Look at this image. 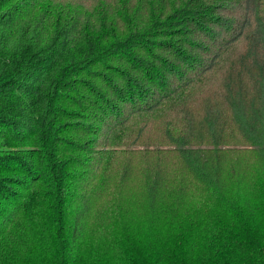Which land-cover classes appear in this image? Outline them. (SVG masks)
I'll list each match as a JSON object with an SVG mask.
<instances>
[{"label": "trees", "instance_id": "1", "mask_svg": "<svg viewBox=\"0 0 264 264\" xmlns=\"http://www.w3.org/2000/svg\"><path fill=\"white\" fill-rule=\"evenodd\" d=\"M103 1L0 0V147L14 135L20 140V134L22 143L36 144L47 130L74 119L76 114L66 106L85 110L76 98L91 92L90 80L99 79L96 70L107 67L109 54L126 68L119 71L133 69L147 77L143 86L130 80V87L140 90L131 88L130 98L111 80L107 85L112 98L98 94L82 100L98 126L71 127L75 133L104 138L97 145L105 151L94 177L79 193L72 194L61 167L52 168L50 183H43L47 169L42 164L34 160L27 169L15 156L0 153V173L25 172L32 179V184L18 180L8 185L0 179V264H264V0H222L226 2L214 12L210 0H140L131 11L121 0L113 6H102ZM55 17L76 21L72 40L60 30V20L54 24ZM160 20L187 34H178L177 39H184L180 46H159L172 61L162 57L155 67L142 57L152 53L147 45H154L149 37ZM125 35L139 41L126 44ZM135 53L140 58L132 60ZM220 58L228 65L219 78L229 116L210 109L199 124L185 115L179 137L167 130L181 166L204 188L207 201L192 204L185 182L173 180V171L158 164L141 168L143 207L132 215L125 212L118 185L108 184L110 156L116 158L115 148L143 139L146 128L138 130L136 117L162 111L193 85L204 87ZM122 76L116 73L114 79L122 81ZM228 119L251 159L222 150ZM124 129L129 130L125 136ZM206 134L208 141L200 142L204 147L193 142L194 136L202 139ZM124 181L121 176L120 183ZM40 184L46 191L36 189ZM122 217L119 227L128 238L93 241L91 233L101 239L109 236L113 220Z\"/></svg>", "mask_w": 264, "mask_h": 264}, {"label": "rangeland", "instance_id": "2", "mask_svg": "<svg viewBox=\"0 0 264 264\" xmlns=\"http://www.w3.org/2000/svg\"><path fill=\"white\" fill-rule=\"evenodd\" d=\"M124 2V8L136 9L139 7L140 0H121ZM107 2H112V6L114 5V0H104L100 4ZM226 1L222 0H210L209 7L212 12L218 10L221 4ZM232 6V5H231ZM235 6V7H233ZM231 8L233 10H237V5H233ZM93 12H98L95 16L98 17L101 15L98 7L96 5L93 6ZM214 7L215 9H213ZM46 8V7H45ZM125 18L124 17V22ZM104 18L101 20L103 21ZM60 19H54V24L59 22ZM69 19L67 21H61L60 30L66 35V38L72 40L75 35L74 31L76 28V21L73 19ZM71 21V22H70ZM143 22V20H141ZM67 22V23H66ZM70 22V23H69ZM141 22V23H142ZM69 23V24H68ZM83 23H86V20L83 19ZM60 25V24H57ZM107 25H111L107 22ZM126 27H124L125 33ZM102 32L103 29L95 28V32ZM107 35L112 31L107 30L104 31ZM153 37H149L153 42L152 45H147L148 49L152 50L149 56H143V61L152 62L155 67L160 66L159 60L163 57L167 62L169 60L172 61L171 57H168V53H164L159 49L160 45H178L180 46V42L184 39H177L178 34H187L185 31H182L181 27H177L173 22H169L166 20H160L157 28L152 32ZM151 33V34H152ZM161 34H165L164 37H159ZM95 35V36H94ZM91 38V42L94 43L96 39V34H94ZM129 35V34H128ZM152 36V35H150ZM127 35L124 36V43H132L138 42V39L127 40ZM65 38V36H64ZM146 37H140L141 40H144ZM86 47V44L83 45ZM242 46H240L241 49ZM88 48L90 49V45L88 42ZM86 50V49H84ZM112 55H107L109 59L105 60L106 68L100 67V69L96 70V74L99 79L92 78L90 80L91 84V92L85 93L81 97L76 98L78 103L86 106V109H80L66 106L65 110L70 113L76 114L74 119H65L58 123V128H54L53 131L47 130L44 137H41V140H37L36 144L34 143H22L21 138L25 140L20 134V140L15 139V135L13 141L8 145H1L0 153L3 155H13L17 160L23 161L27 165V169L31 166V164L39 163L44 166V176L43 183H50L52 168H59L60 173L64 176H68L67 183L71 184L72 194L79 193L83 190V188L87 187L86 182L92 177L96 172L97 168V160L101 156V151L104 150L103 146L97 145V142H102L104 138L97 137L92 134H81L75 133L74 129L71 127V124L77 123L81 126H98L97 123H94L93 119L94 113L93 111H88V106L83 99L90 98L96 99L98 94H103L104 97L112 98V93L108 91L107 83L113 80L121 89H124V96L126 98H130L129 90L132 88L137 92V87H130V80H135L140 83V85H144L147 82V77H145L142 73H137L135 70L130 69L127 72H122L124 66L121 65L120 62L113 61ZM135 60L140 58V55L134 54ZM155 59H152V58ZM135 61L130 62V66L135 68ZM222 64V65H221ZM225 64V59L220 58L217 59L213 63V69L209 71L206 75L210 80L216 78L212 81V84L209 81H206L204 87L199 85H193L190 89H186L187 91H183L179 96H182L184 92H186L181 99H171L167 103L164 104L163 110L158 111L155 114L151 115V117L140 116L134 119L133 124H138V130L140 128H146L145 134L143 135V139L140 143L133 145L120 146L115 148L116 158L111 159L110 156V169L108 172L109 185L112 183L117 184L119 187V192L121 193L120 201L122 206L124 207V211L129 214H134L140 207H143L145 197L143 195L144 190V182H145V172L142 169H148L150 167L158 166V164H162L164 167L171 169L173 171V180L177 182H185L189 197L192 204H200L203 201H207V195L205 194V190L199 184H197L194 178L186 172L181 163L179 162L178 156L175 151V147L169 143V137L167 130L169 129L171 134L174 137H179L182 133V129H185V121L186 116L195 121V123H200L208 110H218L226 116H229V107L225 103L223 99V90H222V79L220 80L219 76H221V70L223 67H228ZM221 65V66H220ZM123 66V70L119 71L118 68ZM208 70V69H207ZM220 70V71H219ZM116 73H121L124 79L122 81H117L114 79V75ZM204 77V78H206ZM208 87L205 89V87ZM64 106V105H59ZM121 110H124V114L127 115L129 111L125 110L124 105L121 106ZM126 112V113H125ZM229 120V119H228ZM17 128V133L19 134L22 129L19 126L14 127ZM95 128H93L95 130ZM100 128V127H97ZM27 130V128H26ZM117 131H122L121 128L117 129ZM129 130L124 129V136L128 133ZM205 134V133H204ZM238 131L235 129L234 123L229 120L226 132L224 131L221 148L222 150L232 151L230 154H239L240 158L251 159L252 154L249 153L250 149L248 146L241 140V138L237 135ZM50 137V138H49ZM132 139L135 136L131 137ZM193 142L200 144L201 146H205L203 143L208 141L207 134L199 139L197 136L193 137ZM7 142V143H8ZM5 143V144H7ZM210 143V142H209ZM194 146V143L192 144ZM108 163H104L106 166ZM12 170L17 168L16 165H10ZM161 167V166H160ZM142 168V169H141ZM163 168V167H161ZM26 169V170H27ZM164 172V171H163ZM30 174L27 173H15V172H2L0 173V179H4L5 184H10V182H17L18 180H25L28 184H32V179ZM102 173H100L99 177H102ZM121 176H124L123 184L120 183ZM65 183V181H64ZM103 184V182H102ZM10 186V185H9ZM98 187V185H96ZM14 190H19L18 187L11 186ZM36 189H43L46 191V188L43 184L37 185ZM49 190V189H48ZM126 218V217H125ZM124 221V217L115 219L112 222V228L110 230L109 236H102V239L96 234V232L91 233V238L95 243L97 242H107L108 237L114 239H124L128 238V234L124 233L120 229L121 222ZM141 234V233H140ZM141 237L136 235L135 238ZM101 246V247H100ZM100 250H104V246L100 245Z\"/></svg>", "mask_w": 264, "mask_h": 264}]
</instances>
